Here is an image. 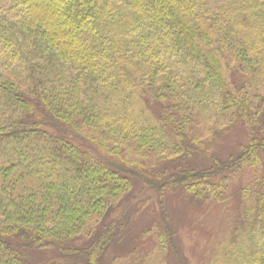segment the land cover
<instances>
[{
	"label": "trees",
	"instance_id": "trees-1",
	"mask_svg": "<svg viewBox=\"0 0 264 264\" xmlns=\"http://www.w3.org/2000/svg\"><path fill=\"white\" fill-rule=\"evenodd\" d=\"M175 190L240 203L200 264H264V0H0V264H188Z\"/></svg>",
	"mask_w": 264,
	"mask_h": 264
},
{
	"label": "rangeland",
	"instance_id": "rangeland-1",
	"mask_svg": "<svg viewBox=\"0 0 264 264\" xmlns=\"http://www.w3.org/2000/svg\"><path fill=\"white\" fill-rule=\"evenodd\" d=\"M228 136L222 139H217L213 144L215 154L221 157L227 156L231 153V146L235 140H242L246 142V132L241 126L234 127L233 131L229 132ZM213 149V148H212ZM203 158V156L201 155ZM205 157V156H204ZM204 159V158H203ZM206 160V165L209 164ZM242 180L235 183L238 190L242 184ZM181 191L175 190L168 194L166 201V208L171 216L172 228L176 231V238L179 247L182 251V257L188 264H200L201 258L212 251L214 242L229 236L230 228L233 227L238 219V213L241 209L238 200L232 199L229 206L225 208L214 207L210 208L206 205H200L196 202H187L181 198ZM135 195L150 200L141 209V211L132 218L127 234V241H131L126 250L119 251L120 254H125L127 249L137 248L148 249L153 246V236L150 233L144 234L148 228L160 223V208H154V202L157 203L158 197L154 192L141 193L137 192ZM183 195V194H182ZM146 231H145V230ZM174 231V232H175ZM113 251L108 252L106 260L110 261L113 257ZM39 251L28 252L27 260L31 264H41L46 260V255L37 253ZM168 264H177L173 255L166 257Z\"/></svg>",
	"mask_w": 264,
	"mask_h": 264
}]
</instances>
